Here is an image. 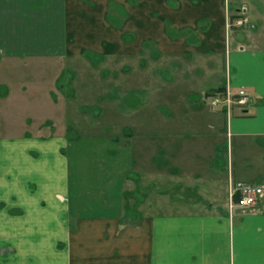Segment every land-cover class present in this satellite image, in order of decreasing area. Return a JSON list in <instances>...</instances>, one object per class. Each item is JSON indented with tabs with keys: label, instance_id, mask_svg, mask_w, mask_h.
Returning a JSON list of instances; mask_svg holds the SVG:
<instances>
[{
	"label": "crops",
	"instance_id": "obj_1",
	"mask_svg": "<svg viewBox=\"0 0 264 264\" xmlns=\"http://www.w3.org/2000/svg\"><path fill=\"white\" fill-rule=\"evenodd\" d=\"M237 16L249 22L236 25ZM3 65L55 76L35 87L52 105L62 102L67 119L69 91L91 72L93 82L106 81V112L129 118L123 133L98 135L89 152L73 146L81 137L68 127L0 135V199L23 210H0V238L12 248L0 250V264H264V198L234 217L227 211L230 178L264 184V0H0ZM64 68L81 75L77 85L62 78ZM151 86L160 114L146 113ZM241 87L252 96L245 108L203 103ZM70 145L76 172L104 188L81 205L71 192ZM31 180L59 189L26 194ZM171 186L186 189L179 211L152 213L169 204Z\"/></svg>",
	"mask_w": 264,
	"mask_h": 264
},
{
	"label": "rangeland",
	"instance_id": "obj_2",
	"mask_svg": "<svg viewBox=\"0 0 264 264\" xmlns=\"http://www.w3.org/2000/svg\"><path fill=\"white\" fill-rule=\"evenodd\" d=\"M238 19H240L238 18V16L235 17L233 19V22L237 21ZM234 30L235 29L232 28V31ZM235 35L236 33H234L232 36H235ZM228 37H230V33L228 34ZM131 59L132 58L128 59L127 57L126 58L122 57L120 58V61H122V63H127V61L128 62L136 61V60H131ZM140 61L141 63L143 61L144 64H146L145 67L148 70L151 69V67H153L152 66L153 62L150 59L142 58ZM134 64L131 63L127 66H130V65L133 66ZM136 66H139V65H136ZM133 68L134 67H132V69ZM68 70H69L68 68H64L62 70V78H64L63 76H66L65 78L71 83L72 86L74 84L77 85L79 82V79L81 78V75H78L77 72L76 74L73 73L72 71L69 72ZM101 74H103V71L99 72V75ZM165 74L163 73V76H165ZM91 75L92 74L90 72L86 78L87 82L84 85H82L80 89H77V91L72 90L73 92L71 94L70 91L67 90L69 91V94L67 95V97L69 98L70 101H72L71 102L72 107L68 109L72 114H74L73 116L69 115L67 119V115L63 114L64 108L62 107V102L58 103L56 106L52 105L53 102L51 101V95L46 92V89L45 91H37L35 87V86L44 84V82H52L51 83L52 85L54 82L55 76H52L50 81H48L47 75H44L41 72L33 73L30 67H22L19 65L11 66V67L6 66V65L0 66V85L4 86L3 89H1L2 87L0 86V135L6 136V135H11V134H16V133H19V135H24L28 133L48 135L50 133H55V132L64 133L65 129L68 127V129L66 130L67 133L75 132L76 134L79 135V137H81L80 139H78V137L77 139H75L72 136H70V138L72 137L73 139L72 140V143L74 144L73 146L77 147L79 145H83V147H85L84 149H87L89 152L90 148L95 147L96 142L93 140L97 138L98 135H99V138H103L102 134H105L104 136H108V135L110 136V135H114V133L115 134L123 133V130L126 129L125 124L123 122H125L126 118H129L128 114L125 112L122 115L123 116L122 117L118 109L117 111H115L114 114L106 112V108H108L107 103L112 102L108 99V96H107L108 92L107 94H105L106 91L104 90V87H105L104 83L106 81L102 79V82H101V77H97L96 82H93V78L91 77L88 78ZM101 76L105 77L104 74ZM61 81L62 80H59L60 85H61ZM23 83H26V85H29L30 89L27 88L24 90L22 88ZM152 88L153 87L151 86L150 90L152 91V93L150 94L152 95V99L148 100L150 102V105L152 106V107L150 106V108L152 109H148L146 113L147 114H156V113L160 114L161 104L163 102H160L162 100H160L158 97L159 96L158 90L153 91ZM55 92L58 94L60 93V91L58 92V90H56ZM101 93L103 95H101ZM109 94L113 96V92H109ZM38 102L41 103L40 107L39 105L35 106V103H38ZM203 103L206 104L205 107L209 106V104L211 103V97L207 95ZM108 104H112V103H108ZM162 109L165 110V108H162ZM38 110L39 111L41 110V113L40 112L38 113ZM153 110L154 112H151ZM63 115L66 117L67 123L64 122L65 119H63L64 118ZM37 128L41 129V132L35 131ZM238 142L239 140L236 139L234 141L235 143L234 146L237 151V153L235 154H237L236 158L238 159V163H239L241 154H240V146ZM223 143H225V145L227 146L228 139L224 140ZM134 146L136 147V149L140 148L141 146L140 139H137V138L135 139ZM95 148H98V147H95ZM67 151L68 153H70L69 162H70V166L72 167L71 179H70L71 192L74 194L75 198L78 199L79 205H81V202L84 200H85V203H88L89 201H91L90 199L96 198L98 196V191H100L99 196H101V194L104 192V188L99 185L97 186V184L94 186L91 183L92 181V179L90 178L91 172H88V176L81 174V171L76 172V169H75L76 164H74V161L77 158L74 159L73 157H71V155H73L72 154L73 150H72L71 145L65 150V154H67ZM106 155H107L106 157H109L111 159L114 156L111 150H109V154H106ZM89 162L90 161L88 158V164ZM1 173L2 172L0 170V175ZM253 173H254L253 171L252 173L250 171V174L248 175V177L250 176L252 178L253 176H255V174ZM8 174H10V176L12 177L15 174V171L10 170ZM93 175H94V172H93ZM130 176L132 177V174H130ZM247 178H243V179L247 180ZM230 179L237 181L234 178H230ZM253 180L249 179L247 181H253ZM0 182H2L1 177H0ZM14 182H18V181H15L14 179ZM29 182L31 183V185L27 186V188L26 187L24 188L26 191V194H29V192H32V191H38L40 195H44L46 193L49 197H52V192L54 190L56 191L59 189V187L53 184L48 185V184H43L44 182H42L38 186L32 180ZM33 182L35 183V185H32ZM11 188L12 187H10V190ZM88 188H89V192H87ZM146 189L153 190V191L154 190L161 191L160 190L161 187L154 188V186L148 187ZM49 190H52V191H49ZM180 190L186 191L185 188H181V187L176 188L174 186H171L169 188V197H167L170 199L171 202L169 201V204L168 202L159 203L152 209V213L172 214V213H176L177 211H179L180 206L176 207L175 205L180 204L183 201V199H186L187 197L186 194L181 195L183 193ZM40 192L44 194H41ZM115 192H116V189H115ZM179 192H181V194ZM135 194L138 196L140 195V192L138 191ZM105 195L109 197V193ZM197 195L200 198L203 197L201 198L202 200L205 198L204 193L202 192L197 193ZM181 197L182 198L184 197V198L182 199ZM153 198H160V195H156V192L155 193L153 192ZM15 199L16 197L11 200V203ZM96 204H97V201L96 203L92 204L95 210H96ZM8 205L9 207H7ZM5 208H8L9 210L17 214H21L23 211L22 209L16 207L15 205L6 203V201L1 198L0 199V210L2 211ZM227 208H228V204H227ZM12 220L15 221V218H12ZM12 220H11V223L13 222ZM1 239L2 238H0V250L4 254H7V255L10 254L9 252L12 250V248H10L9 246L5 247Z\"/></svg>",
	"mask_w": 264,
	"mask_h": 264
},
{
	"label": "built area",
	"instance_id": "obj_3",
	"mask_svg": "<svg viewBox=\"0 0 264 264\" xmlns=\"http://www.w3.org/2000/svg\"><path fill=\"white\" fill-rule=\"evenodd\" d=\"M248 23L245 18L235 21L236 25L243 26ZM252 101V96L244 87L238 88L235 93L227 92L225 95L215 94L211 98V106L225 104L228 108L239 106L245 108ZM264 198V184H256L230 179L228 212L233 217L239 210H251Z\"/></svg>",
	"mask_w": 264,
	"mask_h": 264
},
{
	"label": "trees",
	"instance_id": "obj_4",
	"mask_svg": "<svg viewBox=\"0 0 264 264\" xmlns=\"http://www.w3.org/2000/svg\"><path fill=\"white\" fill-rule=\"evenodd\" d=\"M220 91H221V95H225L224 94L225 93V90L223 88H221Z\"/></svg>",
	"mask_w": 264,
	"mask_h": 264
}]
</instances>
